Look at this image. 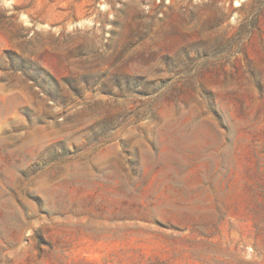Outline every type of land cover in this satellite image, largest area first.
<instances>
[{"label":"rangeland","instance_id":"rangeland-1","mask_svg":"<svg viewBox=\"0 0 264 264\" xmlns=\"http://www.w3.org/2000/svg\"><path fill=\"white\" fill-rule=\"evenodd\" d=\"M0 264H264V0H0Z\"/></svg>","mask_w":264,"mask_h":264}]
</instances>
